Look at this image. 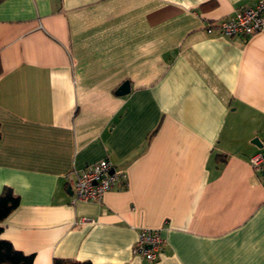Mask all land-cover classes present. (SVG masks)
Listing matches in <instances>:
<instances>
[{"label": "crops", "instance_id": "1", "mask_svg": "<svg viewBox=\"0 0 264 264\" xmlns=\"http://www.w3.org/2000/svg\"><path fill=\"white\" fill-rule=\"evenodd\" d=\"M255 1L0 0L1 238L33 264H264V25L206 31ZM105 157L124 179L74 200L67 175Z\"/></svg>", "mask_w": 264, "mask_h": 264}, {"label": "built area", "instance_id": "2", "mask_svg": "<svg viewBox=\"0 0 264 264\" xmlns=\"http://www.w3.org/2000/svg\"><path fill=\"white\" fill-rule=\"evenodd\" d=\"M264 0H256L250 5L240 6L231 15L210 22L206 31H217L223 35L248 37L263 28ZM251 167L264 172V152L258 151L249 156ZM124 179L123 169L115 166L108 158H101L67 175V185L74 200L100 202L105 192L115 188ZM81 222H94L88 217H81ZM164 240L158 229L142 227L132 247L134 255L155 261L163 251Z\"/></svg>", "mask_w": 264, "mask_h": 264}, {"label": "trees", "instance_id": "3", "mask_svg": "<svg viewBox=\"0 0 264 264\" xmlns=\"http://www.w3.org/2000/svg\"><path fill=\"white\" fill-rule=\"evenodd\" d=\"M1 71V66H0ZM19 203V197L12 189L4 186L0 192V222ZM2 226L0 225V234ZM0 264H33V255L25 254L14 248L9 240L0 236ZM54 264H92L89 261L55 258Z\"/></svg>", "mask_w": 264, "mask_h": 264}, {"label": "water", "instance_id": "4", "mask_svg": "<svg viewBox=\"0 0 264 264\" xmlns=\"http://www.w3.org/2000/svg\"><path fill=\"white\" fill-rule=\"evenodd\" d=\"M129 91V82L128 80H124L115 90L116 94H125ZM258 139L254 138L253 142H255L256 144H258Z\"/></svg>", "mask_w": 264, "mask_h": 264}]
</instances>
